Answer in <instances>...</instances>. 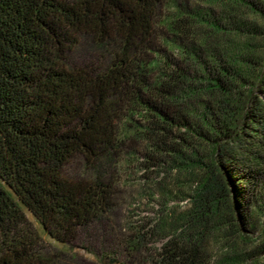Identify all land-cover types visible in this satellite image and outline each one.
<instances>
[{"label": "trees", "instance_id": "16d2710c", "mask_svg": "<svg viewBox=\"0 0 264 264\" xmlns=\"http://www.w3.org/2000/svg\"><path fill=\"white\" fill-rule=\"evenodd\" d=\"M139 147L186 202L152 264L259 263L264 0H0V264H74L24 208L77 244L114 208L103 163Z\"/></svg>", "mask_w": 264, "mask_h": 264}, {"label": "rangeland", "instance_id": "374dc122", "mask_svg": "<svg viewBox=\"0 0 264 264\" xmlns=\"http://www.w3.org/2000/svg\"><path fill=\"white\" fill-rule=\"evenodd\" d=\"M140 151L139 147L137 153L131 154V150L125 148L120 157L114 156L103 163L115 192L113 211L105 218L103 226L96 225L83 232L75 245L52 240L24 208L50 250H65L74 264H152L165 240L162 234H151L153 228L160 218L169 215L172 209L183 208L186 202L180 199L182 195L175 186L177 172L147 167ZM68 171L77 175L86 173L81 159L74 160ZM137 236H143L144 240L134 247ZM258 264H264V255Z\"/></svg>", "mask_w": 264, "mask_h": 264}]
</instances>
